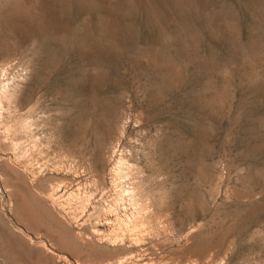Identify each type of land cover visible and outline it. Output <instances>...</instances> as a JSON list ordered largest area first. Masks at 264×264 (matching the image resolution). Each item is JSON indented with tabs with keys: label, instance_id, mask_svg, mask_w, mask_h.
<instances>
[{
	"label": "rangeland",
	"instance_id": "rangeland-1",
	"mask_svg": "<svg viewBox=\"0 0 264 264\" xmlns=\"http://www.w3.org/2000/svg\"><path fill=\"white\" fill-rule=\"evenodd\" d=\"M0 264H264V0H0Z\"/></svg>",
	"mask_w": 264,
	"mask_h": 264
}]
</instances>
